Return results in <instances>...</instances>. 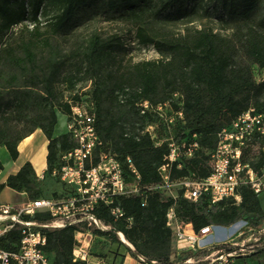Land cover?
<instances>
[{"label":"trees","instance_id":"trees-1","mask_svg":"<svg viewBox=\"0 0 264 264\" xmlns=\"http://www.w3.org/2000/svg\"><path fill=\"white\" fill-rule=\"evenodd\" d=\"M91 1L94 0H0V145L6 146L13 160L19 156L20 141L41 128L49 140L46 171H50L56 161L58 146L66 148L71 145L68 133L54 135L57 110L69 114L71 103L60 100L56 89L60 66L46 53L48 39L42 38L39 28L32 30L29 36L21 34L3 46L4 36L26 16V3L35 23L40 22V15L47 12V5L58 8L49 24V34L54 36L68 29L78 10ZM219 1L224 12L241 24L232 36H224L212 27L188 28L178 33L147 23L146 18L150 14L158 17L168 9L182 5L184 0H107L109 9H122L135 24L139 43L153 45L162 57L105 70L106 64L116 58L119 43L94 35L85 51V65L66 78L73 88L83 79L82 75L90 76L93 82L90 98L104 146L121 158L131 155L143 184L162 180L159 167L169 147L166 142L156 145L148 133L140 134L147 119L137 109L139 101L149 100L158 104L170 100L174 108L183 109L184 121L178 120L168 133L177 140L193 133L198 135L200 147L194 157L186 160L182 168L174 164L172 178L191 173L198 177L209 175L210 152L217 144L219 129L251 106L264 112V76L257 80L251 65L264 70V17L254 23V15L264 0ZM13 3L18 4L19 13L12 8ZM239 49L250 63H235ZM21 74H26V78L19 84ZM7 92L10 93L8 98ZM78 99L80 96L75 94L72 101ZM129 114H134L141 122L130 131L125 127ZM161 130H164L163 126ZM243 159L249 161L259 174L262 173L264 134L254 137L246 147ZM3 168L0 158V172ZM42 186L43 178L27 161L17 173L10 174L4 183H0V193L5 187H10L26 192L28 199L33 200L43 196ZM240 194V202L227 200L215 204H208L205 198L197 201L181 196L173 198L160 189L145 196L144 205L142 197H122L119 203L124 216L118 220L110 215L107 208L99 207V217L112 228H93V231L96 237L109 236L113 244L104 256L95 254L93 250L92 253L104 258L106 264H123L128 253L143 255L148 264L152 260L156 264H175L172 259V230L166 225L170 206L174 204L178 216L191 222L196 230L210 224L230 226L242 219L259 227L264 222L259 194L250 186H243ZM129 217H132V223ZM31 219L45 224L51 216L47 212H38ZM77 228L87 229V226L42 228L47 236L43 248L53 264H87L73 260L74 231ZM20 229L19 224L15 225L1 244L14 248L20 240ZM117 231L123 232L134 248L122 242ZM246 246L251 251L250 256L264 254V239ZM150 249L154 255L148 254ZM246 260L247 256L242 255L236 263Z\"/></svg>","mask_w":264,"mask_h":264},{"label":"built area","instance_id":"built-area-1","mask_svg":"<svg viewBox=\"0 0 264 264\" xmlns=\"http://www.w3.org/2000/svg\"><path fill=\"white\" fill-rule=\"evenodd\" d=\"M175 96L178 97L177 94ZM70 103L68 131L65 133H68L71 145L66 148L58 146L54 166L43 176V179L48 176L59 184L60 189L19 206L0 203V264H53L43 248L47 236L42 228L76 225H85L87 229L77 228L74 231L73 260L106 264L104 258L92 253L96 237L93 228H112L99 217V207L107 208L115 220L124 216L119 203L122 197H142L144 205L145 196L160 189L173 198L181 196L191 201L205 198L208 204H215L227 200L240 202L243 186L252 187L258 194L263 190L264 182L260 174L249 161L243 159L244 151L254 137L264 134V112L253 106L217 132V144L210 152L209 175L198 177L191 173L172 178L174 164L182 168L186 160L194 157L200 147L198 135L193 133L179 140L171 133L160 137L158 128L163 126L164 130H168L178 120L184 121L183 109L174 108L170 100L158 104L149 100L139 101L137 109L147 119L140 134L148 133L156 145L166 142L169 147L159 167L162 180L143 184L131 155L121 158L104 146L97 130L91 99L80 98ZM38 212L49 213L50 221L40 224L31 219ZM128 220L132 223L133 219L129 217ZM18 224L21 226L19 242L14 248L4 247L1 241ZM166 225L172 230V259L175 264H235L239 256L247 255L246 238L236 240V236L226 240L227 229L231 225L210 224L196 230L191 222L178 216L174 204L167 211ZM117 233L122 242L134 248L123 232ZM136 257L143 264H148L143 255ZM151 264H156V261L152 260Z\"/></svg>","mask_w":264,"mask_h":264},{"label":"rangeland","instance_id":"rangeland-1","mask_svg":"<svg viewBox=\"0 0 264 264\" xmlns=\"http://www.w3.org/2000/svg\"><path fill=\"white\" fill-rule=\"evenodd\" d=\"M106 3L107 0H94L89 2L78 10L68 29L54 36L49 34V24L52 20V16L58 11V8L47 5V12L40 15V22L35 23L31 19L30 7L28 3H26V16L19 19L7 32L4 36L3 46L16 39L19 35L23 34L29 36L32 30L36 27L39 28L38 30L41 32L42 38L48 39L49 48L46 50V53L52 56L60 66L56 81V89L60 100L72 101L75 94H78L80 98L90 100V90L93 85L90 76L82 75L83 79L73 88L68 84L66 78L71 74H75L78 67L85 65L84 55L92 36L99 35L103 39H112L119 43L118 52L115 55L116 58L106 64L105 70H115L121 65L129 66L141 60H153L162 57L153 45H143L139 43L136 38V26L124 15L122 9L111 10L107 7ZM12 8L18 12L17 3H13ZM263 17L264 1L260 4L254 15V23L256 24L259 19ZM146 19L147 23L150 25L173 30L178 33L184 32L188 28L212 27L215 31L224 36H232L237 31V27L241 25L224 12L219 0H184L182 5L168 9L160 16L155 17L153 14H150ZM235 63H250L241 49H239L236 54ZM251 65L256 79L261 80L264 76V70L260 69L255 64ZM25 78L26 74H21L19 84H22ZM8 96H10L9 92H7L6 98H8ZM67 120L68 115L57 110V125L55 128L57 134L68 131ZM140 125L141 122L136 119L134 114H129L127 116V121L125 122L127 130L130 131L133 127ZM161 128L162 127L158 128L157 132L160 137H164L169 130H161ZM6 154L8 155V153ZM0 158L4 163L6 159L4 154L0 153ZM260 177L264 182V168ZM44 187L48 193L54 189H60L57 183L47 177L45 178ZM4 189L1 193L4 192ZM7 197L19 199L18 203L26 202V197L24 195H18L13 192L10 193V191L4 192L1 198L6 199ZM259 198L261 208L264 210V187L259 194ZM238 223L239 228L233 232L232 238L236 236H238L236 240L246 238L247 245L264 239V222L257 228L250 220L244 219ZM228 228L232 229L234 227ZM239 234L242 235L239 236ZM112 244V240L107 235L95 237L92 250L95 254L104 256L109 252ZM246 252L247 255L245 256H247V260L237 262L236 264H264V254L260 256H250L251 251L248 248ZM148 254L152 255L153 251L151 249L148 250Z\"/></svg>","mask_w":264,"mask_h":264},{"label":"crops","instance_id":"crops-1","mask_svg":"<svg viewBox=\"0 0 264 264\" xmlns=\"http://www.w3.org/2000/svg\"><path fill=\"white\" fill-rule=\"evenodd\" d=\"M57 125V124H56ZM56 128V126H55ZM64 134V133H62ZM62 134H57L54 129V135L55 136H60ZM48 144L49 140L43 130L41 128H37L32 134L28 135L25 137L22 141H20L18 145L19 149V156L16 160H13L12 157L10 156L8 150L6 152V146L5 145H0V153L4 154L5 156V162L4 168L0 172V183H4L8 176L10 174H15L19 171V169L26 163L27 161L31 162L36 173L40 178H43V176L46 174V170L48 168V161H47V155H48ZM6 149H5V148ZM4 149V150H3ZM8 153V155L6 154ZM45 179H43V186H42V195L43 196H49L53 192V190L48 193L45 190ZM10 191L13 193H17L18 195H24L26 197V201H28V196L26 192H20L16 191L10 187H6L4 189V192ZM0 194V203H10L15 206H19L23 203H18L19 199H12V198H6L3 199L1 198L3 193ZM123 264H143L142 262L139 261V259L132 255V254H127L124 260Z\"/></svg>","mask_w":264,"mask_h":264},{"label":"bare ground","instance_id":"bare-ground-1","mask_svg":"<svg viewBox=\"0 0 264 264\" xmlns=\"http://www.w3.org/2000/svg\"><path fill=\"white\" fill-rule=\"evenodd\" d=\"M237 228H239V223L236 224V225L234 226V228H232V229H231V228H228V229H227L226 240H229V239L232 238L233 232L236 231Z\"/></svg>","mask_w":264,"mask_h":264},{"label":"water","instance_id":"water-1","mask_svg":"<svg viewBox=\"0 0 264 264\" xmlns=\"http://www.w3.org/2000/svg\"><path fill=\"white\" fill-rule=\"evenodd\" d=\"M235 224V223H234ZM234 224H232L230 227H233L234 226Z\"/></svg>","mask_w":264,"mask_h":264}]
</instances>
